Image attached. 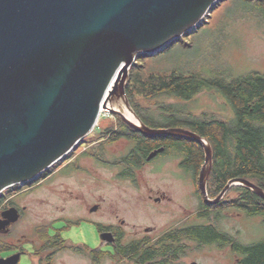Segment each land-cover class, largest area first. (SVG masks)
<instances>
[{
  "label": "water",
  "instance_id": "obj_1",
  "mask_svg": "<svg viewBox=\"0 0 264 264\" xmlns=\"http://www.w3.org/2000/svg\"><path fill=\"white\" fill-rule=\"evenodd\" d=\"M218 1L0 0V194L35 180L67 156L106 110L142 133L198 141L205 151L199 185L207 203H217L234 185L264 198V189L243 177L211 198L213 148L206 138L186 127H151L137 114L139 123L132 122L107 105V98L114 103L124 97L132 109L125 83L137 57L155 54L192 31ZM19 218L18 208L6 209L0 228ZM102 239L114 236L106 232ZM21 255L0 257V264H18Z\"/></svg>",
  "mask_w": 264,
  "mask_h": 264
},
{
  "label": "rangeland",
  "instance_id": "obj_2",
  "mask_svg": "<svg viewBox=\"0 0 264 264\" xmlns=\"http://www.w3.org/2000/svg\"><path fill=\"white\" fill-rule=\"evenodd\" d=\"M148 56L143 60L144 71L158 66L164 70L179 67L185 72L195 69L205 75L217 71L228 77L251 72L264 74V21L249 6L240 4L239 0H219L199 26L167 48ZM130 79L131 68L125 83L126 91ZM137 99L151 109H156L159 104L139 96ZM159 99L160 103H175L185 113L192 112L196 117L229 119L234 116L225 97L213 89H205L189 101L170 97ZM114 105H118L114 106L116 109L126 112L124 97L116 99ZM120 122L119 116L104 110L92 132L70 154L44 172L43 182L42 174L30 181L32 183L26 182L17 188L22 190L28 184H34L33 188L16 198L21 206H26V210L9 235H0V251L6 244L7 248L8 245L25 244L32 248V253L24 260L28 264H39L41 252L34 251V247L28 243L39 246L41 239L38 235L52 224L51 230L60 231L71 241L66 239L63 247L49 248L48 257L44 255V264H135L115 252H101L97 260L89 256L88 248L82 245L91 248L103 245L105 249L107 242L100 240L96 221L104 225L122 226L126 235L124 243L143 236H149V240L154 241L161 232L183 223H215L214 217L210 220L198 215L200 196L196 193L193 179L182 176L177 156L167 154L157 157L136 169L134 178L121 174L125 167L123 157L134 144L132 139L121 135L124 125ZM103 145L107 146L104 151L101 150ZM105 151L107 165L99 159ZM11 189L2 192L1 195L7 194L2 202L12 194ZM163 193L169 199L159 204L149 198L151 194L157 197ZM237 196L238 191L231 190L224 200L229 201ZM95 204H99V210L91 212L89 209ZM223 213L225 216L218 221V227L238 241L250 243L264 236L262 217L247 216L236 208H228ZM63 216L71 219L58 220ZM79 217H91L95 222ZM146 227H155L157 231L147 232ZM185 245V252L172 264H190L192 261L237 264L235 256H230V246L201 245L190 239L185 240Z\"/></svg>",
  "mask_w": 264,
  "mask_h": 264
},
{
  "label": "trees",
  "instance_id": "obj_3",
  "mask_svg": "<svg viewBox=\"0 0 264 264\" xmlns=\"http://www.w3.org/2000/svg\"><path fill=\"white\" fill-rule=\"evenodd\" d=\"M239 2L249 6L264 21V0ZM147 57L148 54L139 55L138 61L131 67L127 95L134 112L151 127H186L209 141L213 148V165L207 186L211 198L217 197L228 182L237 177L250 179L264 189V74L251 72L228 77L217 71L205 75L195 69L185 72L179 67L164 70L158 66L145 72L143 60ZM205 89L222 94L231 105L234 116L229 119L196 117L192 112L185 113L175 103H160V97L189 101ZM138 96L159 102L158 107L151 109L138 100ZM119 119L124 125L121 135L135 142L131 152L123 159L128 170L139 167L151 151L166 144L167 150L172 149L173 154L183 157L186 167L198 176L205 162V151L198 141L183 135H148ZM231 190H237L238 196L229 201L223 197L217 203H207L203 193H198L201 199L199 216L210 220L214 217L215 223L168 231L155 241L119 242L113 253L135 264H172L185 252L186 245L182 239L187 237L201 245L230 246L239 254L238 264H264V236L242 243L218 227V221L225 216L223 212L228 208H236L247 216L262 217L264 225V198L245 185H234L226 194ZM48 240L50 249L63 247L64 241L59 234L49 236Z\"/></svg>",
  "mask_w": 264,
  "mask_h": 264
},
{
  "label": "flooded vegetation",
  "instance_id": "obj_4",
  "mask_svg": "<svg viewBox=\"0 0 264 264\" xmlns=\"http://www.w3.org/2000/svg\"><path fill=\"white\" fill-rule=\"evenodd\" d=\"M118 116V115H117ZM120 118V117H119ZM161 128H166V127H161ZM135 130V129H134ZM138 131V130H137ZM160 136H162V135H160ZM165 136V135H164ZM102 139H104V138H102ZM102 139H100V140H102ZM133 141V144L135 143L134 142V140H132ZM96 142H99V140H97ZM169 142V141H168ZM170 144V143H169ZM159 148H164L162 151H159L152 159H150V160H148V156H149V154L152 152H150L145 158H144V161L142 162V164L139 166V167H135L132 171H127V163L123 160V164L125 165V167H124V169L122 170V175H125V174H127L128 175V177L130 176L131 178H134L133 177V173H135V170L136 169H139L140 167H143L144 165H146V164H148V163H150L151 161H153V160H155V159H157V157L158 158H161V157H163L164 155H174V156H177V155H175V154H173L174 152L172 151V149H170V150H167V145L166 144H163V145H161V146H159L158 148H155L154 150H156V149H159ZM105 149H107V146H105L104 147V145L101 147V150L102 151H104ZM133 149V147L131 148V150ZM153 150V151H154ZM170 151H172V153L170 152ZM131 152V151H130ZM129 152V153H130ZM71 153V152H70ZM69 153V154H70ZM99 156H102V155H100V154H98ZM128 155V154H127ZM126 156V155H125ZM124 156V157H125ZM124 157H123V159H124ZM178 158H179V166H180V168H181V174H182V176H184V177H186V178H191V179H193V182H194V184H195V190H196V193H199V191H201V189H200V185H199V174H200V172H199V174H198V176H195L194 174H193V172L191 171V170H189L187 167H186V165L183 163V160H184V158L183 157H181V156H177ZM107 158H108V156H107V153H106V151L104 152V154H103V157H100L99 159H100V161L103 163V164H106L107 165ZM208 180H209V178H208ZM41 181L43 182L44 181V172H43V177H42V179H41ZM30 183H32V182H30ZM27 184V183H26ZM20 186H21V184H18V185H14V187L12 186V189L10 190L11 192H12V194L11 195H9V197L7 198V200L5 201V202H2V199L4 198V196H7V194H5V195H1L0 194V217L2 218L3 217V212L6 210V209H8V208H11V207H16V208H18V210H19V212H20V218H19V220L18 221H16V222H11L9 225H7L5 228H3V229H1L0 228V235H9L13 230H14V228H15V226L17 225V223L23 218V215H24V213H25V210H26V206H21L20 205V203L18 202V200H16V198L19 196V194H21V193H23V192H25V191H27V190H29V189H31V188H33V186H34V184H28L26 187H24L22 190H17V188H20ZM207 186H208V184H207ZM10 188V187H9ZM15 188V189H14ZM8 189V188H7ZM6 190V189H5ZM15 190V191H14ZM10 191H8L9 193H11ZM14 191V192H13ZM202 192V191H201ZM199 195V194H198ZM149 198L151 199V200H153L156 204H159L160 202H162L164 199H169L168 197H167V195L165 194V193H163V194H161V196H157V197H154L152 194L151 195H149ZM94 206H97V209L96 210H92L93 209V207ZM93 207H91L89 210L91 211V212H96V211H98L99 209V204H95ZM199 215V214H198ZM62 218H68V217H65V216H63V217H61V218H59L58 220H60V219H62ZM81 218H87V219H90V220H92V218L91 217H79L78 219H81ZM68 219H71V218H68ZM73 220H76V219H73ZM92 221H94V220H92ZM95 222V221H94ZM53 223V222H52ZM96 223V229H97V231H98V233H99V236H100V240H103L102 239V234L103 233H106V232H111L112 233V235L114 236V241H107V240H104V241H107L106 242V244L104 245V247H105V249H103L102 247H103V245H100L101 247H99V248H91L90 246H87V245H82L83 247H85V248H88V250H89V256H91L92 257V259H94V260H97V259H99L98 257H97V255L99 254V253H103V252H106V253H113V249H114V247L115 246H117L118 244H119V242H122V243H124V239H125V237H126V235H125V232H124V230H123V227L122 226H118V225H115V224H110V225H104L103 223H101V222H98V221H96L95 222ZM184 224V223H183ZM183 224H181L180 226L179 225H177V226H174V227H170V228H168V229H166L165 231H163V232H161L158 236H157V238L155 239V240H157V239H159V238H161L166 232H168V231H173V230H179V229H182V228H186V227H188V226H191V225H201V224H186V225H183ZM52 225V224H51ZM51 225L42 233V234H40V235H38L39 236V238L41 239V244L39 245V246H36L35 244H32L31 242H29L28 244H30V245H32L33 247H34V251H36V250H39L40 252H41V256H39V264H44V255L46 256V258L48 257V249H49V236H55L56 234H59L60 235V238H61V241H65L66 239H69L68 237L66 238V237H64L62 234H61V232L60 231H57V230H55V229H53V230H51ZM51 230V231H50ZM145 231H147V232H149V231H151V232H155V231H157V228L155 229V227H146V229H145ZM50 232L52 233V234H50ZM149 236H143V237H141V238H138V239H134V240H149L150 238H148ZM187 239H190V240H193V239H191V238H187V237H184L182 240H183V242H184V244H185V240H187ZM70 241H71V239H69ZM154 240V241H155ZM132 241V240H131ZM150 241H152V240H150ZM194 241H196V240H194ZM100 242V241H99ZM129 242V241H128ZM196 242H198V241H196ZM11 246V248H9ZM29 247H26L25 246V244L24 245H8V248H7V244L6 245H4V249L3 250H1L0 251V257H8V256H10V255H12V254H15V253H18V252H21V258H20V261H19V263L18 264H28L25 260V258H27V255H29L30 253H32V248L30 249H28ZM230 256H232V255H234L235 256V259H236V263L238 264V262H239V254L237 253V252H235V251H233V250H231V252H230ZM25 259V260H24ZM197 262H199V261H197ZM199 263H202V262H199Z\"/></svg>",
  "mask_w": 264,
  "mask_h": 264
},
{
  "label": "bare ground",
  "instance_id": "obj_5",
  "mask_svg": "<svg viewBox=\"0 0 264 264\" xmlns=\"http://www.w3.org/2000/svg\"><path fill=\"white\" fill-rule=\"evenodd\" d=\"M209 14V13H208ZM195 29V28H194ZM167 47V46H166ZM165 47V48H166ZM160 52V51H159ZM108 99V102H107V105L108 106H111L113 108H115L114 106H118V105H114L113 101H111L109 98ZM120 110V109H119ZM129 120H131L132 122H135V123H139L140 119L139 117L136 115V113L130 108L127 106L126 108V112L123 113Z\"/></svg>",
  "mask_w": 264,
  "mask_h": 264
}]
</instances>
